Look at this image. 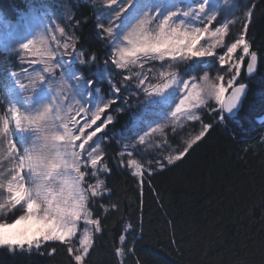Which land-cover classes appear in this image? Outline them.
<instances>
[{"label":"snow or ice","instance_id":"snow-or-ice-1","mask_svg":"<svg viewBox=\"0 0 264 264\" xmlns=\"http://www.w3.org/2000/svg\"><path fill=\"white\" fill-rule=\"evenodd\" d=\"M237 11L235 0L230 8L220 0H104L95 26L109 53L105 69L89 78L76 67L96 60L77 50L75 29L87 19L75 20L67 7L64 26L47 8L22 14L17 25L23 21L24 31L15 29L0 42V51L33 66L0 80V98L7 97L0 116V247L51 256L55 243L68 264H86L104 231L102 213L120 211L109 187L116 172L129 175L142 192L212 129L200 115L205 108L219 121L235 117L248 90L242 69L253 78L261 58L248 37L253 9ZM24 53L36 58L25 60ZM109 68L120 70L115 74L122 83ZM97 80L107 81L111 98L99 94ZM121 87L140 107L132 116V137L121 134L126 142L111 156L106 129L114 119L106 113ZM197 122L199 132L172 149L169 134L175 139ZM134 231V224L124 225L119 241ZM134 247L135 237L132 248L117 247L115 254L132 256Z\"/></svg>","mask_w":264,"mask_h":264},{"label":"trees","instance_id":"trees-1","mask_svg":"<svg viewBox=\"0 0 264 264\" xmlns=\"http://www.w3.org/2000/svg\"><path fill=\"white\" fill-rule=\"evenodd\" d=\"M27 3L0 0V14L16 20ZM245 5L253 9L248 37L261 58L253 78L242 72L248 91L239 112L219 121L216 113L205 108L200 114L204 123L213 124L212 129L181 162L152 176L142 192L129 175L116 172L109 187L120 211L102 213L104 231L98 234L86 264H264V119L260 120L264 115V0H248ZM73 8L75 20H88L77 28V50L96 60L76 67L89 78L103 70L107 43L97 35L91 0H76ZM18 68L13 55L0 51V80ZM94 87L109 93L104 80H97ZM6 99H0L3 113ZM129 118V110L118 113L110 129H122ZM106 151L118 155L119 142L111 139ZM128 223L134 224L135 231L126 234L122 244L119 236ZM133 237L135 254L117 257L115 249L132 248ZM52 246L58 250L51 256L0 247V264H68L63 247Z\"/></svg>","mask_w":264,"mask_h":264},{"label":"rangeland","instance_id":"rangeland-1","mask_svg":"<svg viewBox=\"0 0 264 264\" xmlns=\"http://www.w3.org/2000/svg\"><path fill=\"white\" fill-rule=\"evenodd\" d=\"M75 1L76 0H28L26 9L21 11V13L19 14V16L16 20H7L0 14V42H3L5 40V38L9 36V32L14 31L15 29H16L17 33L24 31V22L21 21L20 24L17 25V21L22 14H27L32 9L47 8L51 13V19L55 20L56 24H60L61 26H64L67 23V21L63 18L65 7H67V9H70L73 16H74L73 4ZM247 1L248 0H235V2H237L238 7L241 9V11L245 10V6H246L245 4ZM91 2H92L93 7H94L95 24H96V18L98 15V11L103 6L104 0H91ZM220 3H221V7L230 8L231 4L233 3V0H228L227 3H225V0H220ZM241 11H237L236 15L237 16L241 15ZM228 18L231 19L232 17L229 16ZM74 22H75V20H73V23ZM52 26L55 27L54 24ZM238 26H239V24H237V27ZM56 35L59 37L60 34L57 32ZM75 35L77 36V28L75 29ZM53 46H55V45H53ZM108 53H109V48L107 46L106 58H107ZM8 54L13 55L16 58L17 63L19 64V68L15 72H20L22 67H28L29 70H31V68L33 67L31 65H28L27 63L22 64L20 62L21 57L19 54H16V53H8ZM23 55H24L25 60L36 58L31 53H24ZM35 67L37 69H39V67H41V65H36ZM104 69H105V66H104L103 70ZM109 71H112V75L115 77V81L117 83H122V79H123L122 76H117L115 74L116 71H120V70L113 71L112 68H109ZM242 72H243L244 76H247L246 72L243 69H242ZM212 74L214 75L215 73L213 72ZM57 79H59V74H57ZM23 82L27 84V80H24ZM106 83H107V81H106ZM54 87H55V85H54ZM97 89H99V88H97ZM99 94L101 96H103L104 99H109V98H111V88H109L108 94H104L103 91H101L99 89ZM140 100H142V97L140 98ZM129 105H131V107H128ZM119 107L128 108V110L130 112L129 121L126 124H124L123 128L120 130H111L110 126L108 125V128L106 129V131H108V133L112 137V139L119 142V152H120L124 143L126 142L124 139L121 138V134H123V136L126 138L132 137V135H133V132H132V127H133L132 116H133V113H137L139 111L140 104H139L138 99L136 98V96L134 94L130 93L129 91L124 90V88L121 87L120 99L117 101L116 104H113L111 106V108L108 109V111L106 113V114L112 115L114 121H115L116 115L118 113H121L117 110ZM2 115H3V112L0 111V116H2ZM77 118L79 119V117H77ZM104 118L105 117L102 116V119H104ZM263 119H264V115L262 117H260V120H263ZM200 128H201V124L199 122H197L194 125H192L191 127L185 128L184 131H182L180 133V136L175 138V139L171 138V133H170L168 142L171 145V148L172 149L178 148L180 146V144H182V142L188 138L189 134L194 135L195 133L199 132ZM146 130L147 129H143L140 132V134H143V131H146ZM119 152H118V154H119ZM165 154H167V153H165Z\"/></svg>","mask_w":264,"mask_h":264},{"label":"water","instance_id":"water-1","mask_svg":"<svg viewBox=\"0 0 264 264\" xmlns=\"http://www.w3.org/2000/svg\"><path fill=\"white\" fill-rule=\"evenodd\" d=\"M246 83V82H245ZM248 91V90H247ZM242 107V106H241Z\"/></svg>","mask_w":264,"mask_h":264}]
</instances>
